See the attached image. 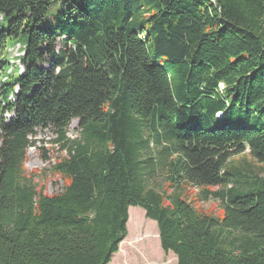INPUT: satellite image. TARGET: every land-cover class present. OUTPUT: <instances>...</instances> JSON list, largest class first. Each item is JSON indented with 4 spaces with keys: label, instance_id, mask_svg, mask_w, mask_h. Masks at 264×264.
Wrapping results in <instances>:
<instances>
[{
    "label": "trees",
    "instance_id": "16d2710c",
    "mask_svg": "<svg viewBox=\"0 0 264 264\" xmlns=\"http://www.w3.org/2000/svg\"><path fill=\"white\" fill-rule=\"evenodd\" d=\"M0 16V264H110L131 207L178 264H264V0H0ZM39 129L66 152L58 194L25 167ZM248 150L263 175L231 164ZM211 199L223 218L195 206Z\"/></svg>",
    "mask_w": 264,
    "mask_h": 264
},
{
    "label": "rangeland",
    "instance_id": "374dc122",
    "mask_svg": "<svg viewBox=\"0 0 264 264\" xmlns=\"http://www.w3.org/2000/svg\"><path fill=\"white\" fill-rule=\"evenodd\" d=\"M63 10L60 6L52 7L49 18H57ZM0 21H2L1 18ZM22 49L21 45H16L12 46L9 51L11 63L18 66L21 73L23 72L20 63V58L23 56ZM46 67H49V64ZM11 117L10 114L6 115L7 119ZM80 131V122L74 120L68 130V138L70 140L79 139ZM56 138L57 135L52 129H39L37 135L31 140L33 147L30 148L25 163L28 173L38 172L33 179L34 183L39 186H46L47 193L50 195L62 192L64 187L62 179L53 175L52 172V168L58 160L66 156L61 144L55 142ZM231 164L239 166L245 176L263 175L260 170L261 165L249 154V150L244 155L235 157ZM165 183V173L157 171L155 177L148 180L147 185L163 192ZM171 192L172 190L168 191L169 194ZM190 200H192L191 197ZM195 206L209 215L213 213L221 218L224 216V209L221 208L219 200L211 199ZM127 227L128 237L120 245L119 252L113 256L110 264H178L174 253L166 254L163 251L157 224L155 221L146 218L142 208H130Z\"/></svg>",
    "mask_w": 264,
    "mask_h": 264
}]
</instances>
